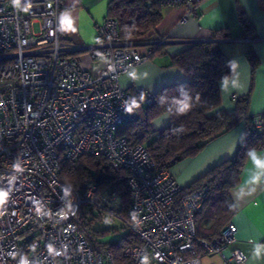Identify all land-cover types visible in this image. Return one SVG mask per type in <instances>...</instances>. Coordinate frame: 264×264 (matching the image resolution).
Returning a JSON list of instances; mask_svg holds the SVG:
<instances>
[{"label":"built area","instance_id":"built-area-1","mask_svg":"<svg viewBox=\"0 0 264 264\" xmlns=\"http://www.w3.org/2000/svg\"><path fill=\"white\" fill-rule=\"evenodd\" d=\"M65 1L81 0H0V264H114L109 250L96 249L81 216L121 223L136 242L122 250L128 264H200L197 243L205 253L226 249L236 240L233 222L211 242L197 239L207 187L178 198L176 179L156 169L144 146L117 135L137 119L119 78L152 51L122 43L117 22L106 15L94 45L64 41ZM202 1L147 3L183 8L185 23ZM153 103L152 95L143 101ZM85 156L125 170L127 208L112 186L86 179L72 189L59 181L62 165ZM246 259L234 249L228 261Z\"/></svg>","mask_w":264,"mask_h":264},{"label":"trees","instance_id":"trees-1","mask_svg":"<svg viewBox=\"0 0 264 264\" xmlns=\"http://www.w3.org/2000/svg\"><path fill=\"white\" fill-rule=\"evenodd\" d=\"M148 1L151 0H110L106 16L117 22L122 43L144 44L153 56L162 53L165 46L160 44L161 38L156 30L162 20L161 8L149 5ZM257 2L259 10H264V0ZM238 19L244 31L251 35L252 27L245 15H239ZM227 38L226 32L213 31L209 42L190 43L172 57L171 66L184 74L186 80L160 88L152 94L154 103L150 106L143 104L149 95L131 93L130 101L137 119L125 123L117 132L130 146H144L156 169L169 172L177 164L194 158L209 143L228 133L240 122L245 123V134L234 157L212 168L190 186L182 188L178 196L185 197L203 186L208 189L202 211L196 217V234L200 242L217 239L223 228L231 222L235 209L229 192L238 186L247 155L264 148V114H249L248 97L236 100L232 114H214L221 104L218 85L232 76V66L217 46L218 41ZM163 115L168 117L167 126L162 130H153L152 122ZM255 121L259 122V127H256ZM86 179L114 187L127 208L129 191L125 170H112L103 158L88 156L61 166L59 181L62 184L78 189ZM83 220L84 216H81V224L92 228L93 220ZM100 236L94 231L91 234L96 249L109 250L114 264H128L122 256V250L136 244L135 240L127 234L117 242L102 244L98 241Z\"/></svg>","mask_w":264,"mask_h":264},{"label":"crops","instance_id":"crops-1","mask_svg":"<svg viewBox=\"0 0 264 264\" xmlns=\"http://www.w3.org/2000/svg\"><path fill=\"white\" fill-rule=\"evenodd\" d=\"M110 0L65 1L59 12V29L64 41L83 45L92 40V26L104 15ZM162 20L156 28L165 47L147 61L120 76L121 87L129 93L155 94L160 88L186 80L184 74L171 66V59L193 42H209L213 31H224L228 38L218 41V49L232 66V76L219 83L221 104L214 114H232L236 99L248 97V112L264 114V10L257 0H203L195 17L182 23L184 9L163 7ZM245 15L252 27L248 35L239 23ZM82 27V32H81ZM168 124L163 115L151 126L155 131ZM245 134L242 121L228 133L209 143L198 155L174 166L169 173L186 188L209 170L234 157ZM235 213L236 240L226 249L197 252L200 264H233L228 261L234 249L247 259L243 264H264V148L250 152L239 176L238 186L229 192Z\"/></svg>","mask_w":264,"mask_h":264},{"label":"rangeland","instance_id":"rangeland-1","mask_svg":"<svg viewBox=\"0 0 264 264\" xmlns=\"http://www.w3.org/2000/svg\"><path fill=\"white\" fill-rule=\"evenodd\" d=\"M107 1V0H106ZM104 15L92 26V40L89 43H85L80 46L89 47L95 44V37L97 35L98 28L103 25L104 22ZM81 27V32H82ZM151 57V56H150ZM93 217L97 218V213L94 211ZM92 228L91 230L94 232H98L101 236L98 238V241L102 244H110L117 242L125 235H127V231L122 227L121 223L116 221L114 224H101L97 219H92Z\"/></svg>","mask_w":264,"mask_h":264},{"label":"clouds","instance_id":"clouds-1","mask_svg":"<svg viewBox=\"0 0 264 264\" xmlns=\"http://www.w3.org/2000/svg\"><path fill=\"white\" fill-rule=\"evenodd\" d=\"M14 3L18 4L19 0H13ZM128 111H131V109L129 108Z\"/></svg>","mask_w":264,"mask_h":264}]
</instances>
